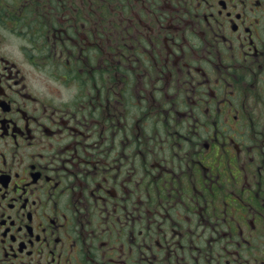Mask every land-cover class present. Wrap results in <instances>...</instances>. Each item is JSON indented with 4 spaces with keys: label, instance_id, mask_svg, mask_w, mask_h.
I'll list each match as a JSON object with an SVG mask.
<instances>
[{
    "label": "flooded vegetation",
    "instance_id": "af4514ba",
    "mask_svg": "<svg viewBox=\"0 0 264 264\" xmlns=\"http://www.w3.org/2000/svg\"><path fill=\"white\" fill-rule=\"evenodd\" d=\"M0 264H264V0H0Z\"/></svg>",
    "mask_w": 264,
    "mask_h": 264
},
{
    "label": "rangeland",
    "instance_id": "374dc122",
    "mask_svg": "<svg viewBox=\"0 0 264 264\" xmlns=\"http://www.w3.org/2000/svg\"><path fill=\"white\" fill-rule=\"evenodd\" d=\"M60 86H61V84H60ZM60 86H58V87H57V88H58V90H59ZM69 87H72V86H69Z\"/></svg>",
    "mask_w": 264,
    "mask_h": 264
}]
</instances>
